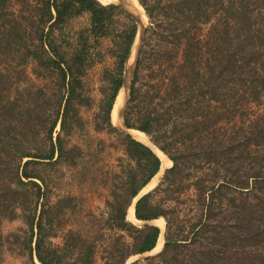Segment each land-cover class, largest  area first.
<instances>
[{
  "label": "trees",
  "instance_id": "1",
  "mask_svg": "<svg viewBox=\"0 0 264 264\" xmlns=\"http://www.w3.org/2000/svg\"><path fill=\"white\" fill-rule=\"evenodd\" d=\"M138 1L151 25L124 120L173 165L135 206L166 221L164 248L131 264H264V110L249 113L264 105V0ZM136 35L115 3L0 0V264H127L156 248L161 229L128 212L162 161L112 122ZM104 40L95 105L85 78ZM88 124L122 151L99 214L63 192L82 167L87 181Z\"/></svg>",
  "mask_w": 264,
  "mask_h": 264
},
{
  "label": "rangeland",
  "instance_id": "2",
  "mask_svg": "<svg viewBox=\"0 0 264 264\" xmlns=\"http://www.w3.org/2000/svg\"><path fill=\"white\" fill-rule=\"evenodd\" d=\"M125 1H128L130 3L129 0H125ZM136 1L139 3L138 0H136ZM110 3H114V2H110ZM130 5L135 12L136 9L133 6L134 4L131 2ZM81 21L82 20L77 19L72 23V25L74 27H78L80 25ZM150 25H151V23H150V20L148 18V22H147L146 27L148 28ZM205 29L206 28H204V30ZM111 45H112V43L110 40H104L102 42V50L104 52L105 57H104L103 61L96 62V64L90 69L87 77L85 78L86 88H87L86 93L88 96H90L94 100L95 105L98 104L99 99L101 98V93L99 91V88L101 85L102 72L105 68L112 67L113 62H114V60L106 54L107 50L111 47ZM263 110H264V105H262L260 107L256 106V105H252L250 107L249 113H250L251 117L254 118L259 113H261ZM93 113H94V109L93 110H84V112H83L84 119L87 122H92ZM134 131H136V130H134ZM138 132H140V131H138ZM140 133H143V132H140ZM143 134L145 135L146 140L149 143L150 142L149 137L145 133H143ZM76 139H78V141L85 148V150L87 148V145H89V148L87 149V154H89V153L91 154V150H92V152L94 153V157H93L92 161L87 163V166H88L87 169H89L90 171L87 170V173H85L87 176V181L85 182V184L84 183L79 184L80 177H82V174H80V170H82L84 168V167H82L80 170H77V171H75V173L72 174L75 176L76 181L73 182V185L67 184V186L64 187L63 192L64 193L72 192L74 194L81 192L85 198L84 206H85L86 210H93L94 212L99 214L100 212H103L105 210L106 200L109 197V191L102 185V180H104L105 175H107L109 173H114L115 171L119 170L118 159L122 155V151L120 149L117 150L114 147H109L110 143L113 142V138L106 133L95 132L93 129V125H90V124H88L86 133L83 136H77ZM99 139L105 140L108 147H107V149L102 151L100 154H96L94 149H92V148L95 147L96 141ZM92 143H93V145H92ZM167 159L170 162V164L167 167V168H169L173 165V163L168 157H167ZM85 162H86V160H85ZM162 178H163V176L161 177V179L158 181L157 184L155 182L153 185L149 186V188H150L156 184L154 187H152L149 190L150 192L153 191L159 185ZM147 189H148V187L145 189V191ZM131 207H130V209H131ZM130 209L128 212V220L133 222V223H136L137 219L132 220L129 218ZM157 224L160 227L161 232H163V234H164V237L162 235L159 239V240H162V247L160 249L155 248L150 256L158 254L164 248V243H165L164 228H166V221L163 218H161V219L157 220ZM158 244H159V241H158ZM158 244H157V246H158ZM138 258L144 259V258H140V257H138ZM97 264H104V261L101 258V255L98 256Z\"/></svg>",
  "mask_w": 264,
  "mask_h": 264
},
{
  "label": "water",
  "instance_id": "3",
  "mask_svg": "<svg viewBox=\"0 0 264 264\" xmlns=\"http://www.w3.org/2000/svg\"><path fill=\"white\" fill-rule=\"evenodd\" d=\"M116 5H119L121 7H123L126 12L136 21V24H137V35H136V39H135V42L132 46V49H131V53H130V56H129V59L128 61L126 62L125 64V73H124V81H123V85H122V88L120 89L119 93H118V96L121 92V90L125 91L126 93V96L123 100V103L121 104L120 106V110H119V117H120V122H119V125H115L114 123V126L118 127L120 129V131L126 133V134H129L132 138H134L135 140L143 143L144 145H146L147 147H149L162 161V164H161V167H160V171L158 172V174H156V176L148 183V185L154 181V180H157L156 181V184L158 183V181L161 179L162 176H164L165 172L171 168H167V167H164V164H163V160L162 158L160 157V153L159 152H162L157 146H155L149 139V143L148 142H143L142 140H140L139 138L136 137V135L134 134V130L133 129H129L126 124H125V120H124V112H125V109H126V105H127V102L129 100V96H130V90H131V85H132V81H133V78H134V74H135V71H136V66H137V62H138V57H139V54H140V49H141V46H142V43H143V39H144V36H145V33H146V29L147 27L144 25V23L142 22L140 16L138 14H136L134 12V10L132 9L130 3L128 1H125V0H116V2H114ZM110 4V3H109ZM117 96V98H118ZM117 101V99H116ZM115 101V103H116ZM115 106V104H114ZM114 109V107H113ZM163 153V152H162ZM164 154V153H163ZM155 184V185H156ZM148 185L137 195V197L133 200V203L131 206L134 205V207L136 206V203L137 201L143 197L145 194L149 193L150 188H148L146 191L145 189L148 187ZM138 221V220H137ZM135 224H137L138 226L140 227H143V226H146V225H156L158 226L157 224V220H154V221H138L136 222ZM159 227V226H158ZM160 228V227H159ZM166 231V228H164V233ZM163 235L164 237V234L163 232H161L160 234V237ZM159 237V239H160ZM159 241V240H158ZM158 244V243H157ZM162 251V250H161ZM153 251L151 252H148V253H145L143 255H138V256H133L131 257L128 261H127V264H131L133 261H135L136 259H139L138 257L140 258H145V257H148L151 255Z\"/></svg>",
  "mask_w": 264,
  "mask_h": 264
},
{
  "label": "bare ground",
  "instance_id": "4",
  "mask_svg": "<svg viewBox=\"0 0 264 264\" xmlns=\"http://www.w3.org/2000/svg\"><path fill=\"white\" fill-rule=\"evenodd\" d=\"M102 1L105 4H108L110 2H116V0H102ZM129 1H130V3L132 2L134 4L133 6L136 9L135 13L140 16L142 22L146 26L147 22H148V15L146 14L144 8L136 0H129ZM125 96H126L125 91L121 90V92H120V94H119V96L117 98V101L115 103L114 109L112 111V121L117 126L119 125V122H120V117H119L120 106L123 103V100H124ZM133 132L135 133L137 138H139L143 142H148L146 140L145 135L143 133H140L138 131H133ZM159 153H160V157L163 160L164 167H168V165L170 164L169 160L167 159V157L163 153H161V152H159ZM156 181L157 180L152 181V183L150 185H148V188H149V186L153 185ZM129 218L132 219V220L136 219L134 205L130 209ZM136 222H138V221L136 220ZM161 247H162V240H159V244L156 247V249H160Z\"/></svg>",
  "mask_w": 264,
  "mask_h": 264
},
{
  "label": "crops",
  "instance_id": "5",
  "mask_svg": "<svg viewBox=\"0 0 264 264\" xmlns=\"http://www.w3.org/2000/svg\"><path fill=\"white\" fill-rule=\"evenodd\" d=\"M135 209V208H134Z\"/></svg>",
  "mask_w": 264,
  "mask_h": 264
}]
</instances>
